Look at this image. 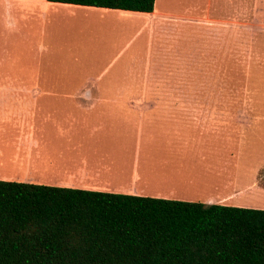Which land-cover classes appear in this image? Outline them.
Here are the masks:
<instances>
[{"label":"rangeland","instance_id":"rangeland-1","mask_svg":"<svg viewBox=\"0 0 264 264\" xmlns=\"http://www.w3.org/2000/svg\"><path fill=\"white\" fill-rule=\"evenodd\" d=\"M39 2L0 0V80L74 82L81 96L190 97V117L157 114L144 134L154 147H224L223 179L242 192L225 206L264 201V0H155L156 12L175 16L165 20L171 34L144 15Z\"/></svg>","mask_w":264,"mask_h":264},{"label":"crops","instance_id":"crops-1","mask_svg":"<svg viewBox=\"0 0 264 264\" xmlns=\"http://www.w3.org/2000/svg\"><path fill=\"white\" fill-rule=\"evenodd\" d=\"M117 11L129 21L147 16L171 34L165 20L174 14L155 7ZM73 89L74 82L0 80V181L44 185L50 179L55 187L223 206L242 194L223 179L224 147H154L155 138L144 134L158 124L157 114L172 124L190 117V97L81 96ZM238 202V208L264 203Z\"/></svg>","mask_w":264,"mask_h":264},{"label":"trees","instance_id":"trees-1","mask_svg":"<svg viewBox=\"0 0 264 264\" xmlns=\"http://www.w3.org/2000/svg\"><path fill=\"white\" fill-rule=\"evenodd\" d=\"M0 264H264V210L0 181Z\"/></svg>","mask_w":264,"mask_h":264},{"label":"bare ground","instance_id":"bare-ground-1","mask_svg":"<svg viewBox=\"0 0 264 264\" xmlns=\"http://www.w3.org/2000/svg\"><path fill=\"white\" fill-rule=\"evenodd\" d=\"M161 1L162 0H158V3H160L161 4ZM242 188V187H241ZM240 190V189H239ZM254 194V193H253ZM248 196V195H247ZM256 196V195H255ZM257 200V199H256ZM259 203V202H258ZM263 203V202H262ZM262 203L260 202V204L262 205ZM264 204V203H263Z\"/></svg>","mask_w":264,"mask_h":264}]
</instances>
